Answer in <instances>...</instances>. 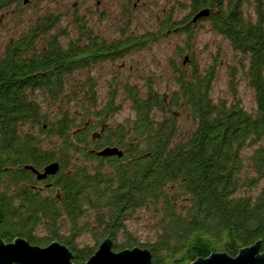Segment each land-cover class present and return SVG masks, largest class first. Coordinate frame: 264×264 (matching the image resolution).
Masks as SVG:
<instances>
[{"label":"trees","instance_id":"obj_1","mask_svg":"<svg viewBox=\"0 0 264 264\" xmlns=\"http://www.w3.org/2000/svg\"><path fill=\"white\" fill-rule=\"evenodd\" d=\"M37 2L0 0V23ZM245 2L189 0L184 18L164 11L156 30L138 34L128 31L138 6L126 1V20L108 40L77 14L68 37L46 8L12 35L0 53V238L59 242L73 264L107 237L117 251L149 249L153 264L235 257L256 242L264 252V0L253 10ZM203 8L209 15L193 22ZM200 21L246 58L239 77L231 69L230 97H213L214 68L187 51ZM175 32L186 46L166 65L164 90L150 79L118 94V81L109 82L100 101L95 63ZM238 79L253 91V111L237 96ZM118 98L132 114L114 121ZM105 147L123 154L98 155ZM54 162L57 172L45 178L31 170Z\"/></svg>","mask_w":264,"mask_h":264},{"label":"rangeland","instance_id":"obj_2","mask_svg":"<svg viewBox=\"0 0 264 264\" xmlns=\"http://www.w3.org/2000/svg\"><path fill=\"white\" fill-rule=\"evenodd\" d=\"M246 1V6L253 10L256 0ZM38 2L36 5L23 7L21 11H13L0 23V53L11 36L21 29L24 30L34 16L43 10L48 9L58 14L60 21L57 28H63L68 37H74L77 33V26L74 23L75 14L91 20L89 24L93 30L110 38L118 37L119 26L126 20L122 11L126 0H101L100 10L107 11V19L102 23H94V0H38ZM164 11H170L173 19L181 20L190 11L189 0H140L138 9L130 12L128 31L141 34L148 30H156L155 20L160 19ZM189 29H191V39L187 51L194 53L196 61L202 66L214 68L213 97L215 99L230 97L231 69L235 71V79L239 77L237 72L242 71V66H246V58L233 51L225 38L213 32L208 21H200L198 25ZM185 46V36L175 32L159 39L150 48L132 50L125 57L109 59L97 64L92 68L91 74L100 82L98 98L104 102L114 85L113 83L109 86V82L115 81H118V85L115 86L118 94H123L126 85L143 86L150 79L160 90H164L168 80L166 65L170 59H176L177 50ZM236 93L244 106L253 111L255 108L253 91L242 79L236 82ZM40 100L41 103L48 105L46 97L41 96ZM116 101L121 109L114 115L113 120L121 121L132 113L125 100L118 98ZM85 240L88 244L93 243L90 236Z\"/></svg>","mask_w":264,"mask_h":264},{"label":"water","instance_id":"obj_3","mask_svg":"<svg viewBox=\"0 0 264 264\" xmlns=\"http://www.w3.org/2000/svg\"><path fill=\"white\" fill-rule=\"evenodd\" d=\"M209 12V8L199 10L193 16L192 21L195 22L199 18L208 16ZM97 153L102 156H121L123 154L117 147H105ZM58 168V163L54 162L46 166L43 171L33 168L31 170L37 174L38 179H42L47 175L55 174ZM72 260L73 253L67 246L59 242L39 247L29 244L22 238H17L10 243H5L0 238V264H73ZM85 264H153V262L149 249L133 247L115 251L112 240L106 238ZM192 264H264V252H260L259 243L256 242L241 249L235 257L224 252H216L207 258L198 259Z\"/></svg>","mask_w":264,"mask_h":264},{"label":"flooded vegetation","instance_id":"obj_4","mask_svg":"<svg viewBox=\"0 0 264 264\" xmlns=\"http://www.w3.org/2000/svg\"><path fill=\"white\" fill-rule=\"evenodd\" d=\"M94 1H95V8H94V10L92 9V10H93V20H94V23H95V22L102 23V22H104V21L107 19V11H105V10H100V7H101V5H102L101 0H94ZM126 1L129 2V3H131V5H133V7H136V6H138L140 0H126ZM87 21H88V23L91 22V20H89V19H87ZM92 30H93V29H92ZM93 32L95 33L96 31L93 30ZM98 36H99V35H98ZM99 37H102V38L105 39V40L110 39V37H107V36L103 35L101 32H100V36H99ZM118 58H121V57H117V55L114 56V59H118ZM109 59L114 60L113 58H106V59H103V60H101V61L95 63L94 66H93V68H94L97 64H99V63H101V62H103V61L109 60ZM92 70H93V69H92Z\"/></svg>","mask_w":264,"mask_h":264}]
</instances>
